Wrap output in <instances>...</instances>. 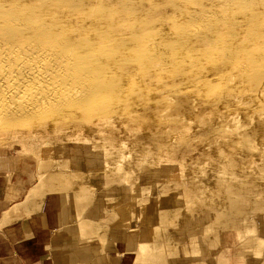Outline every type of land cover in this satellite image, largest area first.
I'll use <instances>...</instances> for the list:
<instances>
[{
	"label": "bare ground",
	"instance_id": "6f19581e",
	"mask_svg": "<svg viewBox=\"0 0 264 264\" xmlns=\"http://www.w3.org/2000/svg\"><path fill=\"white\" fill-rule=\"evenodd\" d=\"M1 139L34 154L38 182L58 190L88 179L42 158L50 143L93 170L98 157L106 185L172 168L186 202L210 193L218 217L246 203L229 227L232 242L248 238L264 202V0H0ZM148 200L137 211L149 203L148 224L170 216ZM144 234L135 259L157 263L171 238L150 247Z\"/></svg>",
	"mask_w": 264,
	"mask_h": 264
},
{
	"label": "crops",
	"instance_id": "0c3cea01",
	"mask_svg": "<svg viewBox=\"0 0 264 264\" xmlns=\"http://www.w3.org/2000/svg\"><path fill=\"white\" fill-rule=\"evenodd\" d=\"M7 167L0 166V264H135L133 253L141 231L150 240L161 237L163 228L160 231V224L147 223V206L143 216L137 212L139 199L153 193L150 183L130 181L106 185L97 170L71 168L68 172L86 177L87 185L83 187L74 182L65 190H41L34 196L30 193L34 186H30L29 180L22 186L17 184L18 181L6 179ZM11 183H15L16 191H21V196L13 201L7 199L11 194ZM166 195H156V201L160 203L162 198L168 197ZM151 199L153 202L154 196ZM24 206L28 207L27 211ZM10 209H15L16 214ZM259 216V225L264 226V209ZM80 219L95 221L102 231L82 234ZM191 224L196 229L204 225L205 220L202 216L197 217ZM226 234L223 233L220 239L228 250L238 239L232 242L233 235L229 233L228 238ZM259 237L261 241L239 247L234 260L221 250L216 254L215 263H210L213 256H203L209 249L197 236L196 243L190 244L186 240L184 246H180L178 264H220L225 256L230 257V264H248L246 255L257 259L256 263L264 264V233Z\"/></svg>",
	"mask_w": 264,
	"mask_h": 264
},
{
	"label": "rangeland",
	"instance_id": "374dc122",
	"mask_svg": "<svg viewBox=\"0 0 264 264\" xmlns=\"http://www.w3.org/2000/svg\"><path fill=\"white\" fill-rule=\"evenodd\" d=\"M7 141H3V139L0 140V166H8L7 167V175H6V179L8 181H18V185L20 183V185H24V183H27V180H29L31 182L30 186H33L34 184V189L33 192H30L32 194H34V196H37L40 194L41 190H58L59 187L58 186H52V185H44V183H40L39 178L37 173L40 171L39 166H37V160L35 158V155L32 154L31 152H24L22 151L19 147H14L13 149H8V148H3L1 147L2 144H7ZM4 146V145H3ZM50 147H48L46 149V151H43L45 153H43L42 158L44 157H53V158H58L60 160L66 161L68 163V166L65 167V170L70 171V169H81L83 170H88V171H92L93 169L88 168L86 165H81L79 163L76 162L75 159H73L74 157L72 156H67V155H63L60 152L56 151L55 147L53 146V143H50L49 145ZM26 153V154H25ZM96 161H98L99 165L97 168V174L99 175V177H101L102 182H103V177H104V172L105 170L103 168H101V164H100V159L98 157ZM73 159V160H72ZM37 161V162H36ZM38 167V168H37ZM196 168L194 169H190V171H195ZM64 170V171H65ZM104 170V172H103ZM196 171H198V169H196ZM69 173V172H68ZM143 174L145 177L142 178L141 183H152V188H153V193L151 194V196L149 197V202L152 204V196H154V202L153 204L156 203L155 205V212H157L158 210L162 209V213L164 212V209H170L168 216L166 218H159L158 220H155L153 223H158L160 224V231L161 228L162 229V234L167 238H171V241L169 242H165L163 243L164 247H162V249H160V253L159 256L160 258H162L163 260H161L159 258V260H157V263H142L141 259H139L138 261H136L135 257L138 256H142L140 255L139 251H134L133 256H134V263L135 264H178L180 263V246L185 244L186 240L189 241L190 244L196 243L197 241V236L201 237L203 236V240L205 241L204 244L208 245V251L206 255H203L204 257L207 256H213V259L209 260V262L211 263V261H213V263H215V258H216V254L217 252L224 250L226 251V253L228 255L231 256L232 260H234L235 257V252L236 250L243 244H248L254 241H261L262 239L259 237L260 234L264 233V229L262 227V225L260 226V216L259 213L261 211V206L263 205L262 202L261 206L258 208H254V211H251V214L254 215L255 217V223L257 222V225L260 226L261 228L257 231H255L253 234L248 235V238H237L238 242L236 244L232 243V246L228 247V250H225V246L223 244H221L220 242L217 243V239H216V233H218L217 235L222 236L223 233L226 234L229 238V233L231 235L236 234V228L233 227H229V219L231 214L234 215L235 211H230L231 209H233V207L236 209L239 208H246V211H248V206L246 203H241L240 205L238 204V206H236L235 203L230 204V206L228 207V209L225 211V214L218 217L215 213V208L214 205L211 206L212 204H210L209 200L207 199L210 195V193H202V195L200 196H193L189 199L188 202H186L185 197H183V193H182V189L179 185V182L176 180V176H175V172L174 169L170 168V169H156L154 167H149L146 166L143 169ZM146 176H149V178H146ZM20 177H23L25 180H21ZM98 177V178H99ZM174 177L175 179L172 180L171 178ZM10 183V182H9ZM39 186H43L46 189H38L35 188V186L37 184ZM73 183V182H72ZM69 184V187L71 186V184ZM17 185V186H18ZM48 186V187H47ZM40 188V187H39ZM15 189V190H14ZM10 190H11V194L8 196L7 199L10 200H16L17 198H19L21 196V191H16L15 188V183H11L10 186ZM155 193V194H154ZM166 195L168 196L167 198H162V200L160 201V203H158V201H156V195ZM165 196V197H166ZM207 196V197H206ZM228 197V195H223L222 197ZM230 196V195H229ZM164 197V196H163ZM198 197V198H196ZM204 198V199H202ZM210 198V197H209ZM151 199V200H150ZM221 199V198H219ZM206 200V201H205ZM148 202L145 204V207L148 206ZM245 204V206H243ZM239 207V208H238ZM180 208V209H179ZM178 212V214H174L173 212ZM257 209V210H256ZM179 210V211H178ZM244 213H242L243 215ZM177 215V216H176ZM175 216V217H174ZM203 218V221L205 220V224L202 225L201 227H198L196 229H194V226L191 224V222L194 221L195 218L197 217H201ZM171 217V218H170ZM86 220V222L89 220L87 219H83ZM82 222V220H81ZM232 222V221H231ZM186 224V225H185ZM208 225V226H207ZM259 228V227H258ZM189 230V231H188ZM215 233V234H214ZM140 236V235H139ZM137 236V238L139 237ZM189 236V237H188ZM144 237L146 238V240L149 242H154V243H149L150 247H152L154 244L156 245L157 242H155L158 239H148L146 237V235L144 234ZM239 237V236H238ZM136 238V239H137ZM208 241V242H207ZM137 242V241H136ZM161 243V241H159ZM209 243V244H208ZM162 244V243H161ZM195 246V244H193ZM152 254L155 255L158 253V251H156L155 249L152 248L151 250ZM177 253V258L173 261V263L170 262L169 260V256L172 253ZM247 259H248V264L252 263V258L249 257L248 255ZM229 258V263H230V257L227 256ZM264 263V262H263ZM258 264V263H255Z\"/></svg>",
	"mask_w": 264,
	"mask_h": 264
}]
</instances>
